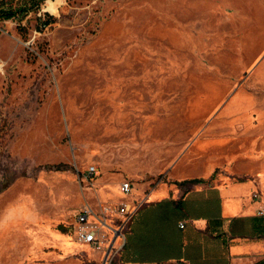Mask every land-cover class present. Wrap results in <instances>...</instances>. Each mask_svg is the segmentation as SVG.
<instances>
[{
  "label": "rangeland",
  "instance_id": "374dc122",
  "mask_svg": "<svg viewBox=\"0 0 264 264\" xmlns=\"http://www.w3.org/2000/svg\"><path fill=\"white\" fill-rule=\"evenodd\" d=\"M53 1L0 21V264H103L71 223L85 199L229 182L264 134V0Z\"/></svg>",
  "mask_w": 264,
  "mask_h": 264
},
{
  "label": "crops",
  "instance_id": "0c3cea01",
  "mask_svg": "<svg viewBox=\"0 0 264 264\" xmlns=\"http://www.w3.org/2000/svg\"><path fill=\"white\" fill-rule=\"evenodd\" d=\"M255 116L253 122L264 121V113ZM251 125L243 135L245 153L259 156L248 165L230 167L237 174L234 180L213 181L216 168L210 178L202 176L203 172H190L193 174L165 177L166 181L157 184L129 181L131 194L134 186L142 191L119 203L103 204L99 199L94 206L84 198L79 210L90 206L98 211L100 206L115 208L145 200L129 224L115 264H264V152L259 151L264 149V134ZM105 182L102 179L101 185ZM124 182L116 179L108 186L123 193ZM66 191L77 200L72 186ZM73 221L72 217V225Z\"/></svg>",
  "mask_w": 264,
  "mask_h": 264
},
{
  "label": "built area",
  "instance_id": "2783aa9c",
  "mask_svg": "<svg viewBox=\"0 0 264 264\" xmlns=\"http://www.w3.org/2000/svg\"><path fill=\"white\" fill-rule=\"evenodd\" d=\"M96 168H90L87 180L95 175ZM132 184L126 181L121 190L130 195ZM259 195L256 193L254 197ZM145 205V200L134 203L124 202L113 208L100 206L96 211L90 206H85L73 215V223L76 226V235L81 243L89 244L95 251H104L103 264H115L117 256L123 250L126 243V233L129 224L136 213Z\"/></svg>",
  "mask_w": 264,
  "mask_h": 264
},
{
  "label": "trees",
  "instance_id": "16d2710c",
  "mask_svg": "<svg viewBox=\"0 0 264 264\" xmlns=\"http://www.w3.org/2000/svg\"><path fill=\"white\" fill-rule=\"evenodd\" d=\"M45 1L46 0H3L0 2V21L13 19L24 20L32 11H39L41 5ZM47 16L48 19L44 23L45 27L49 26L54 21L53 16H51L50 14H48ZM193 182L201 183L203 182V180H193Z\"/></svg>",
  "mask_w": 264,
  "mask_h": 264
},
{
  "label": "bare ground",
  "instance_id": "6f19581e",
  "mask_svg": "<svg viewBox=\"0 0 264 264\" xmlns=\"http://www.w3.org/2000/svg\"><path fill=\"white\" fill-rule=\"evenodd\" d=\"M48 10L55 11V3L53 0H48V5H47ZM79 245H82L78 243Z\"/></svg>",
  "mask_w": 264,
  "mask_h": 264
}]
</instances>
